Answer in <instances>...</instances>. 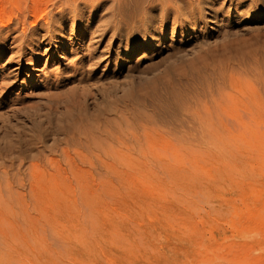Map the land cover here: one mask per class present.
<instances>
[{"label":"rangeland","instance_id":"374dc122","mask_svg":"<svg viewBox=\"0 0 264 264\" xmlns=\"http://www.w3.org/2000/svg\"><path fill=\"white\" fill-rule=\"evenodd\" d=\"M149 1L164 47L84 57L99 0L0 89V264H264V0H193L189 37Z\"/></svg>","mask_w":264,"mask_h":264},{"label":"bare ground","instance_id":"6f19581e","mask_svg":"<svg viewBox=\"0 0 264 264\" xmlns=\"http://www.w3.org/2000/svg\"><path fill=\"white\" fill-rule=\"evenodd\" d=\"M152 1L153 2L158 1V5L161 6V12H159V16H160L159 19L162 25H165L167 18L169 17L170 19H172L168 21L169 23L176 26L177 28H180V26H182L181 29L182 28L187 29V26L184 25H188V23L185 22L189 21L190 24L191 22L194 21L195 17H198L199 19L203 17L202 14L199 15L200 14L199 11H193L195 7H197L196 8L197 10L200 11L203 10L201 9L202 6L200 7V9L198 8V6L202 3L199 0L197 1L196 6L194 5V8L190 7L193 6L194 3L193 0H152ZM143 2L141 4L140 0H115L116 7H113V9L111 10L110 19L108 18L103 20L100 19L102 20L101 22L97 18L98 22H100L99 23L100 25H97V27H95L93 31L90 29L91 25L84 26L86 30V34L82 36V39L89 40L90 42L89 43L90 48L86 50V55L84 57L87 56L89 59H93L94 52L97 51L98 54L95 55V59L97 60V63L100 62L102 58L104 59L105 57L107 58L110 57V59L106 61L105 64V66L108 67L111 64V62L117 63L118 60H120L119 59L120 55L123 52L130 54L131 51L135 50L133 49L135 47L141 46L143 47L142 48L143 50L150 49L151 47H154L156 45H159V47H164L165 45L163 43L164 41H166L164 31L162 32L160 31L159 34L155 35V30H157L156 22H155L157 16L155 17L153 14L155 11L153 12V10L150 9L151 5L148 6V16H147V12H146L147 6H145L147 2L145 4H143ZM35 3L29 7L17 6L16 9L15 10L12 9L13 11L10 13L9 12L7 13L4 7L0 6V57L4 55L6 56L8 55L7 58L5 59L6 60L5 64L7 66L6 65L0 66V73L2 74L0 78V84L4 85V86H0V89L5 88L6 85L9 84L10 76L18 75L20 73V69H22L25 64L24 57L27 54H28L27 59L32 60L33 55H35V52H36V56H38L37 52L40 49V47H42V45L44 44L49 45L50 48H53L59 44L61 45L65 36L66 22L69 20L73 22L80 21L82 18V13L84 11L87 10L88 13L96 12V10L99 8L101 4L99 0H48V8L45 9L43 7L42 9H40V7L38 8L37 4L35 5ZM155 4L153 3V5ZM220 4H218V6ZM140 8H142V11H140L141 10ZM207 8L208 11L205 12L207 19L212 20L215 26L218 27L221 22L220 19L216 17L217 15L215 16V14L217 13L215 11H217L218 7L217 8L215 7L216 10L212 6L210 7L207 6ZM29 16L34 18L32 22L28 21ZM89 20L90 19H88V21ZM120 20L123 21V23L126 26V29L124 33L119 32L116 34L115 27H117V23H119ZM87 23L89 24V22ZM157 25H159V23ZM166 26H168V23H166ZM123 30H124V26H123ZM175 30L176 28L175 29L173 28L172 33H174ZM140 33L142 34L141 36L139 35ZM181 33H182L181 37L184 34H187L188 37L189 35H191L189 30L182 29ZM191 37H193V35L190 36V38ZM129 40L132 41L133 43L130 44ZM93 45L96 46L91 47ZM101 46L104 49L100 51L98 50V48ZM155 51H159V48L158 50ZM84 57L83 59L82 58L79 59L78 61L79 65H82L84 61ZM14 64L15 66H12ZM48 75L49 74H47L44 83L39 88L40 90L39 94H46L53 87H58V85H60L61 83V79L59 78L53 79L48 77ZM64 79L69 80L70 76L65 77ZM47 95H51V93H48ZM47 103H50V100H47ZM84 119L85 118L83 117V120ZM87 121H90V119ZM86 126H88V128L93 127L92 125H88V124H86ZM207 133L209 134V132ZM216 135L217 132L215 134L210 133L208 137L210 136L211 138H214L216 137Z\"/></svg>","mask_w":264,"mask_h":264}]
</instances>
